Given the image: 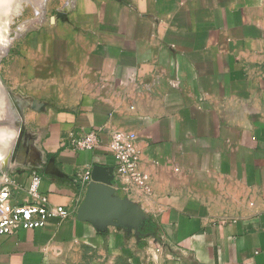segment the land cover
<instances>
[{
	"label": "crops",
	"instance_id": "1",
	"mask_svg": "<svg viewBox=\"0 0 264 264\" xmlns=\"http://www.w3.org/2000/svg\"><path fill=\"white\" fill-rule=\"evenodd\" d=\"M63 11L10 50L3 77L34 150L0 173L23 203L38 171L40 192L70 216L0 235V264H264V0H72ZM98 129L93 150L64 145ZM117 130L138 135L149 192L110 174ZM87 169L117 205L95 197L80 216Z\"/></svg>",
	"mask_w": 264,
	"mask_h": 264
},
{
	"label": "built area",
	"instance_id": "2",
	"mask_svg": "<svg viewBox=\"0 0 264 264\" xmlns=\"http://www.w3.org/2000/svg\"><path fill=\"white\" fill-rule=\"evenodd\" d=\"M103 130H89L85 133L71 134L64 143L75 151L93 150L101 143ZM138 135L132 130H117L110 133L106 146L115 163L108 167L114 180L124 184L136 185L150 191L149 176L139 168L140 150L137 144ZM91 170L82 174V180L88 183ZM42 175L33 170L26 189L30 201L17 202L15 190L19 186L8 175L0 181V235H10L20 229H37L48 224L53 218L64 220L70 216V210L62 205H52L46 194L40 192Z\"/></svg>",
	"mask_w": 264,
	"mask_h": 264
},
{
	"label": "rangeland",
	"instance_id": "3",
	"mask_svg": "<svg viewBox=\"0 0 264 264\" xmlns=\"http://www.w3.org/2000/svg\"><path fill=\"white\" fill-rule=\"evenodd\" d=\"M15 1V0H13ZM19 0H16L15 2H18ZM69 0H45L44 1V15L45 18L44 19H40V20H36V13H35V0H20V5H21V11L19 13V15L17 16H12L10 14H6L5 17H3L1 19L0 22V26H8V28L10 29L8 36L12 37V40L10 42V45L8 47V52L3 56L0 57V86L4 88V90L6 91V96L8 97V100H10L12 106L15 108L14 103L12 102V98L15 97V94L11 93V90H9L8 86H10V83L6 82V80H4V70H5V66L7 65V63H9L11 55H14V52L10 51L12 49H15L17 46V43L19 41V39L22 37L23 34L21 35H17L16 38L15 37V33H14V29L17 28L19 25L25 23L26 21H34L33 26H31L30 28H27L26 32L29 29H32L33 27H35L37 24L47 20V19H52V18H57L58 13L61 12L63 13V9L65 4L68 2ZM14 2V3H15ZM10 16V18L8 17ZM7 19V20H6ZM25 32V31H24ZM17 99V98H16ZM25 114L24 109H22V113L21 115H19V124L20 127H23V123H22V118L23 115ZM6 120V119H5ZM8 127V126H7ZM4 129L5 131V146L9 147L11 143H13L16 139V131H14L13 129H10V127L8 128H4V126H0V130ZM2 138V135H0V140ZM23 147L20 146L18 147V149L16 150V152H14L15 156H13V159H17L18 157H27L29 154L25 153V152H20L22 150ZM4 150V149H3ZM7 149L4 150V152L2 151L0 153V156L4 155L5 151ZM3 173H0V177H2ZM117 264H129L127 262V260H119V262H117Z\"/></svg>",
	"mask_w": 264,
	"mask_h": 264
},
{
	"label": "water",
	"instance_id": "4",
	"mask_svg": "<svg viewBox=\"0 0 264 264\" xmlns=\"http://www.w3.org/2000/svg\"><path fill=\"white\" fill-rule=\"evenodd\" d=\"M71 2H72V0H69L67 2L68 5H70ZM60 14H62V13L59 12V15ZM14 38H16V35ZM7 52H8V49H7L6 53ZM4 55H2V57ZM0 98L4 102L3 105L7 104L6 105L7 110H8L7 115L10 118V121H5L4 119L0 118V126H3L4 123H7L8 127H10V129H13L14 131H16V134H17L16 139L13 143V152H16V150L18 149V147L21 144V147H23V148L20 152L29 153L28 152L29 149L34 150V148L31 144V142L29 141L28 133L25 132L24 128L20 127V124H19V115H21L23 108L22 109L19 108V105H18L16 98L13 97L12 102L15 105V108H14L12 106L10 100H8V97L6 96V93L1 86H0ZM90 177H92V180L88 181V190H87L86 198H85L83 204L81 205V207L79 209V215L80 216H82V215L84 216V213L86 211H92V210L95 211L96 210V208L91 207V204L94 202L95 197L99 200L98 203L100 205L115 204V200L110 196V194L112 193V189L106 185L96 183V181L94 180L95 178L93 176V172H91ZM115 205H117V204H115ZM98 210H103V209H102V207H99Z\"/></svg>",
	"mask_w": 264,
	"mask_h": 264
},
{
	"label": "bare ground",
	"instance_id": "5",
	"mask_svg": "<svg viewBox=\"0 0 264 264\" xmlns=\"http://www.w3.org/2000/svg\"><path fill=\"white\" fill-rule=\"evenodd\" d=\"M16 1V0H15ZM13 0H0V22L1 19L3 17L6 16V14H10L11 17L13 16H17L19 15L20 11H21V5H20V0L18 2H15ZM44 1L45 0H35L36 3V8H35V13H36V20H40V19H44L45 15H44ZM7 2V3H5ZM15 2V3H14ZM69 5L68 3L65 4L64 8H67ZM10 18V16H8ZM7 20V19H6ZM34 21H26L25 23L19 25L17 28H15L13 31L15 33V35H21L24 33V31L27 30V28H30L31 26H33ZM10 29L8 28V26H0V57H2V55H4L10 45V42L12 40V37L8 36ZM19 105V108L22 109V102L19 98L16 99ZM3 101L0 98V118L2 119H6V121H10L8 114V110L6 105H3ZM5 131L4 129L0 130V135H2V138L0 140V153L6 149L5 147ZM4 149V150H3ZM8 158V157H7ZM27 159H29V157H18L17 159L14 160H9V159H1L0 160V168H2L3 166L6 165H16V164H22L25 161H27Z\"/></svg>",
	"mask_w": 264,
	"mask_h": 264
},
{
	"label": "flooded vegetation",
	"instance_id": "6",
	"mask_svg": "<svg viewBox=\"0 0 264 264\" xmlns=\"http://www.w3.org/2000/svg\"><path fill=\"white\" fill-rule=\"evenodd\" d=\"M5 1H7V0H5ZM5 3H7V2H5Z\"/></svg>",
	"mask_w": 264,
	"mask_h": 264
}]
</instances>
